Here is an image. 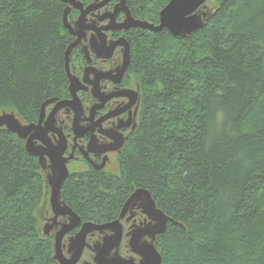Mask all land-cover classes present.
<instances>
[{
    "label": "trees",
    "instance_id": "16d2710c",
    "mask_svg": "<svg viewBox=\"0 0 264 264\" xmlns=\"http://www.w3.org/2000/svg\"><path fill=\"white\" fill-rule=\"evenodd\" d=\"M168 1L126 0L154 24ZM214 2L188 38L134 37L141 106L119 173L72 176L62 187L64 202L95 222L148 190L182 225L158 237L161 264H264V0ZM62 12L58 0H0V110L29 124L66 95ZM46 187L23 142L0 129V264H55L37 230Z\"/></svg>",
    "mask_w": 264,
    "mask_h": 264
},
{
    "label": "flooded vegetation",
    "instance_id": "af4514ba",
    "mask_svg": "<svg viewBox=\"0 0 264 264\" xmlns=\"http://www.w3.org/2000/svg\"><path fill=\"white\" fill-rule=\"evenodd\" d=\"M67 1L68 3L59 2L63 5V11L66 7L68 8L66 22L69 29L63 28L68 37V45L74 41L78 42L71 50L69 57V71L76 79V83L72 93L66 78V95L57 100L69 101L72 98L71 95H74L78 100L76 105L78 109L75 105H67L52 114L54 105L48 106L42 122L43 126V123L48 121L46 123L47 144L53 146L64 144L62 158L67 159L66 180L72 176L88 173L111 174L110 168L114 165L119 170L120 156L137 130L141 106L140 86L131 69L134 37L145 35L146 32L151 33L139 28H124L127 25L128 16L133 20L147 21L135 17L126 0ZM36 122L37 120L33 123ZM23 123L29 124L24 121ZM22 142L24 148V141ZM36 145L42 144L37 141ZM35 160L38 165V160L36 158ZM71 165L78 170L70 171ZM45 167L46 169L42 172L51 173L48 158H46ZM63 184L61 201L64 202ZM126 199L115 218L101 222L82 219L64 202L77 214L79 222L61 238L59 251L62 257L68 261L71 260L75 251L72 238L80 232L84 223L103 225L117 220ZM41 219L43 225L40 231L47 225L48 234L45 238L49 239L53 256L52 245L55 237L64 227L70 225L71 221L69 215L54 218L50 206L49 213ZM145 222L147 217L140 209L134 207L128 210L123 218L119 219L122 236L117 248L113 246L112 240L107 243L104 241L113 238L114 233L111 230L88 232L84 238L79 259L74 264H104L106 261L108 264H124L125 262L140 264L142 258L132 251L130 240L136 228L142 227ZM158 237L153 244L160 254L157 248ZM142 241L151 242L147 236Z\"/></svg>",
    "mask_w": 264,
    "mask_h": 264
},
{
    "label": "water",
    "instance_id": "95a60500",
    "mask_svg": "<svg viewBox=\"0 0 264 264\" xmlns=\"http://www.w3.org/2000/svg\"><path fill=\"white\" fill-rule=\"evenodd\" d=\"M59 1L68 3L67 0ZM206 1L207 0H169L159 11L157 25L147 21L133 20L128 16L127 25L124 26V28H139L151 33H159L165 30L174 37L188 38L190 34L204 27L205 22L210 17V11L206 5ZM67 12L68 8L66 7L62 17V26L66 30L69 29V25L66 22ZM77 44V41L69 44L64 52V71L68 80L69 90H71L72 93L75 90L74 84L76 83V79L69 71V57L71 50ZM71 96L72 98L69 101L50 99L44 102L39 109V116L36 123L24 124L14 111H2L0 113V129H5L9 133L15 135L17 139L24 141L25 154L38 160V166L41 171L46 169V158L50 160L51 173L46 174V184L49 188V206L51 212L54 218L69 215L71 221V224L64 227L54 239L52 245L54 252L52 260L57 264H74V262L78 261L84 246V238L90 231L111 230L114 233L113 238L105 239L104 241L107 243L112 240L113 246L117 248L122 236L119 219H122L128 210L136 207L147 217V222L134 231L132 239L130 240L132 251L142 258L140 264H161L162 256L157 252L153 244L155 238L166 232L168 224L174 227H182V225L156 208L151 193L143 188L135 189L130 194L122 206L117 220L103 225L84 223L80 232L72 238L75 251L70 261L63 258L60 254L59 246L62 236L78 224L79 218L75 212L61 201V186L68 176V170L65 166L67 159L62 158L64 144H57L55 146L47 144L46 137L48 129L46 128V123L48 121L44 122L43 126L42 122L48 106L54 105L52 110V114H54L56 110L64 106L78 105L77 98L74 95ZM52 114H50V116H52ZM77 116L78 113L76 114V117ZM37 141L42 145H36ZM47 232L48 228L47 225H45L40 233L45 237L48 234ZM146 236L151 242L142 241ZM127 263L128 262H125L124 264ZM104 264H108L107 261Z\"/></svg>",
    "mask_w": 264,
    "mask_h": 264
},
{
    "label": "rangeland",
    "instance_id": "374dc122",
    "mask_svg": "<svg viewBox=\"0 0 264 264\" xmlns=\"http://www.w3.org/2000/svg\"><path fill=\"white\" fill-rule=\"evenodd\" d=\"M206 5L208 6V9L210 11V15L215 11V8H217V4L214 2V0H209ZM135 78L137 80V75L135 74ZM4 111V110H0V113ZM10 111H14V110H5V112H10ZM15 112V111H14ZM21 120V119H20ZM22 121V120H21ZM23 122V121H22ZM114 165V167L112 166V168H110V173L111 174H115V175H118L119 173V170H118V167ZM114 168V169H113ZM78 170L77 168H75L74 165H71L70 166V171L72 170ZM40 171V170H39ZM80 171H85L84 169H80ZM40 174L42 176V178L44 179V182H45V185L47 186L46 184V174H44V172L40 171ZM109 174V173H108ZM49 188L48 186L46 187V196L44 198V200L42 201L41 205L38 207V209L36 210V218H37V222H38V234L40 236L41 233H40V228L42 227L43 225V221L41 219V217H44L47 213H49V203H48V200H49Z\"/></svg>",
    "mask_w": 264,
    "mask_h": 264
},
{
    "label": "bare ground",
    "instance_id": "6f19581e",
    "mask_svg": "<svg viewBox=\"0 0 264 264\" xmlns=\"http://www.w3.org/2000/svg\"><path fill=\"white\" fill-rule=\"evenodd\" d=\"M153 24V23H152ZM154 25H157V24H154ZM194 33V32H193ZM191 35V34H190ZM189 37V36H188ZM183 38V37H182ZM141 87V86H140ZM141 92V91H140ZM142 93H143V91H142ZM145 94V93H144ZM50 99V98H49ZM39 114V113H38ZM69 162V161H68ZM168 216V215H167ZM171 218V217H170Z\"/></svg>",
    "mask_w": 264,
    "mask_h": 264
}]
</instances>
